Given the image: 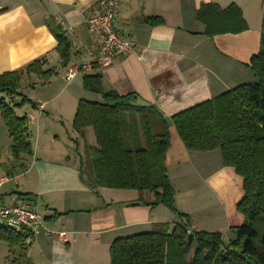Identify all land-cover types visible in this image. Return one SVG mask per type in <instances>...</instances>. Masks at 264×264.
I'll use <instances>...</instances> for the list:
<instances>
[{
	"label": "crops",
	"instance_id": "1",
	"mask_svg": "<svg viewBox=\"0 0 264 264\" xmlns=\"http://www.w3.org/2000/svg\"><path fill=\"white\" fill-rule=\"evenodd\" d=\"M96 1L0 0V75L39 59H44L43 71L57 73L44 84L35 74L21 81L37 97L33 101L24 95L36 104L35 116L23 111L24 105L13 108L17 116L28 118L32 157L13 162L11 140L0 124V145L4 138L7 148L0 155V180H4L0 203L25 202L43 216V229L33 239L28 259L32 264H110L109 249L116 238L149 232L157 223L178 222L163 205L144 203L153 201L151 193L93 188L87 181L86 148L96 147V140L91 128L76 132L73 120L80 100L95 103L102 99L83 89V77L93 74L101 75L104 92L134 94L162 114L168 122L165 169L175 211L188 216L191 230L232 238V229L243 222L236 210L243 196L242 179L233 168L223 166L219 150L188 151L171 117L255 82L249 62L259 51L264 0H118L115 31L134 42V52L117 57L109 67L93 66L67 80L69 67L90 63L96 56L85 24ZM202 4H215L222 10L236 6L246 28L206 36L204 24L196 17ZM150 18L160 22L151 25L146 22ZM57 29L71 45L65 67L55 50L53 32ZM19 100L15 96L5 102L12 107ZM18 164L26 170L5 175L4 166ZM60 231L68 234L69 242L57 240ZM16 256L15 249L0 240V264H22Z\"/></svg>",
	"mask_w": 264,
	"mask_h": 264
},
{
	"label": "trees",
	"instance_id": "2",
	"mask_svg": "<svg viewBox=\"0 0 264 264\" xmlns=\"http://www.w3.org/2000/svg\"><path fill=\"white\" fill-rule=\"evenodd\" d=\"M196 17L208 37L246 28L241 11L234 5L222 10L215 4H202ZM146 22L154 25L160 21L150 18ZM53 35L65 67L70 60V42L60 29ZM43 63L44 59L35 60L21 70L0 75V117L15 163L23 156L32 157L33 152L28 118L17 116L13 108L25 104L36 108L18 89L23 76L35 74L44 84L57 74L53 69L43 71ZM249 68L255 82L241 84L171 117L188 151L219 150L223 166L233 168L242 179L243 196L236 210L243 222L232 229L228 240L218 232L191 230L188 216L175 211L174 191L165 169L168 122L162 114L152 105H136L134 94L104 92L99 74L83 77V89L102 98L95 103L80 100L73 120L76 132L91 128L96 140V147L86 148L87 181L93 188L151 193L153 201L145 204L163 205L178 219L174 224H154L149 232L116 238L109 249L110 264H264V24L259 51L250 58ZM15 96L20 100L11 107L5 101L9 103ZM3 169L9 177L17 170H26L22 164ZM27 237L26 233L0 228V240L15 249L22 264H32L27 256L32 242L26 244Z\"/></svg>",
	"mask_w": 264,
	"mask_h": 264
},
{
	"label": "built area",
	"instance_id": "3",
	"mask_svg": "<svg viewBox=\"0 0 264 264\" xmlns=\"http://www.w3.org/2000/svg\"><path fill=\"white\" fill-rule=\"evenodd\" d=\"M118 0H97L96 9L86 19V29L93 38L96 46V56L93 61L86 64H76L68 68L66 79H72L78 72L89 70L93 66L109 67L114 60L134 52L135 44L115 31L114 11ZM4 180H0V187ZM43 216L36 212L27 203L4 205L0 203V228L28 235L25 240L29 244L43 229ZM50 233V232H47ZM61 243L69 242L68 234L64 231L56 233Z\"/></svg>",
	"mask_w": 264,
	"mask_h": 264
},
{
	"label": "rangeland",
	"instance_id": "4",
	"mask_svg": "<svg viewBox=\"0 0 264 264\" xmlns=\"http://www.w3.org/2000/svg\"><path fill=\"white\" fill-rule=\"evenodd\" d=\"M19 92H21V93H23V95H25V96H27L28 98H33L34 100L33 101H35L36 100V95H35V93L34 92H32L31 90H30V88L29 87H23V86H21L20 85V90H19ZM37 101V100H36ZM16 109V108H15ZM17 109H19V108H17ZM23 111H25V112H29L30 114V116H35L36 115V113H33V111L32 110H34V109H32V107L29 105V104H25L24 106H23V109H22ZM25 112H18V114L19 115H24V113ZM21 113V114H20ZM42 116H47V115H45V114H43ZM0 124H1V126H3V129L4 130H6L5 129V126H4V124H3V121H2V119H1V117H0ZM7 151V148H6V146H5V144H4V138L3 139H1V145H0V155L2 154H5L4 152H6ZM4 189H7V187H4ZM189 258H190V256H189Z\"/></svg>",
	"mask_w": 264,
	"mask_h": 264
},
{
	"label": "water",
	"instance_id": "5",
	"mask_svg": "<svg viewBox=\"0 0 264 264\" xmlns=\"http://www.w3.org/2000/svg\"><path fill=\"white\" fill-rule=\"evenodd\" d=\"M134 102L136 105L141 106V107H147L148 104L146 102H144L143 100L139 99V98H134Z\"/></svg>",
	"mask_w": 264,
	"mask_h": 264
}]
</instances>
